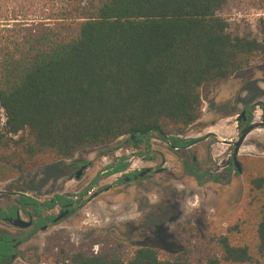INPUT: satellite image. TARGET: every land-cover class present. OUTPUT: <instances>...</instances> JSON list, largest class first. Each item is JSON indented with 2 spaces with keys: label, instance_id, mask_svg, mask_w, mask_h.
<instances>
[{
  "label": "trees",
  "instance_id": "1",
  "mask_svg": "<svg viewBox=\"0 0 264 264\" xmlns=\"http://www.w3.org/2000/svg\"><path fill=\"white\" fill-rule=\"evenodd\" d=\"M228 2L62 0L58 7L42 3L33 9L30 0H3L0 183L15 178V167L32 171L73 160L80 151L121 138L132 148H149L152 135L172 149L189 147L192 142L178 136L202 118V88L264 61V40L229 32L222 17ZM127 168L118 162L108 174ZM241 168L253 207L252 239H245L237 226L211 236L205 240L211 249L200 264H261L264 259V160L246 159ZM185 170L200 187L220 182L207 171L200 173L196 163L186 164ZM72 203L63 196L41 203L19 195L13 206L0 211L3 221L18 212H31L36 219L25 235L0 233V264H14L18 248L53 224L47 213ZM178 231L183 249L169 259L146 247L125 256L113 242L95 253L91 248L99 242H93L69 249L47 243L41 261L197 264L199 235L185 225Z\"/></svg>",
  "mask_w": 264,
  "mask_h": 264
},
{
  "label": "rangeland",
  "instance_id": "2",
  "mask_svg": "<svg viewBox=\"0 0 264 264\" xmlns=\"http://www.w3.org/2000/svg\"><path fill=\"white\" fill-rule=\"evenodd\" d=\"M30 1L34 9L42 3L58 7L62 0ZM261 11L264 0H229L222 17L229 32L264 40V22L257 21L252 28L244 21H234L239 13L256 15ZM201 95L202 118L178 136L192 142L183 150L172 149L156 135L150 137L149 148H132L121 138L106 147L80 151L73 160L32 171L15 167V178L0 183V211L13 206L19 195L41 203L63 196L74 201L76 208L21 245L14 264L38 263L47 243L69 249L88 248L99 242L92 246L93 252L106 249V244H119L125 256L146 247L158 250L162 259H169L183 249L184 238L178 231L183 225L199 235L195 242L197 264L211 249L205 242L211 236L224 235L237 226L250 241L255 221L241 165L246 159L264 160V129L251 132L244 140L236 158L240 173L232 162V147L220 140L237 141L244 127L237 122L242 111L246 110L255 123L264 117V61L258 59L249 69L204 86ZM118 162L127 163L126 171L109 175V167ZM192 163L198 165L200 173L218 176L220 182L198 186L185 170V165ZM81 166L84 171L76 180L75 173ZM147 169L149 173L138 177ZM47 214L56 217L58 209ZM19 217L25 221L35 219L31 212H19ZM30 229L21 230L0 220V233L22 236ZM232 235L242 242L240 235Z\"/></svg>",
  "mask_w": 264,
  "mask_h": 264
},
{
  "label": "water",
  "instance_id": "3",
  "mask_svg": "<svg viewBox=\"0 0 264 264\" xmlns=\"http://www.w3.org/2000/svg\"><path fill=\"white\" fill-rule=\"evenodd\" d=\"M241 120L243 122H245V113L244 112H242L241 115H240V118L237 119V121H241ZM257 129H264V119L261 122H257V123L251 122L247 126H245L241 130V132L239 133L238 139L235 142H226V141L220 140L221 142H224V143H227V144L233 146L232 162L234 163L238 173H240V168H239V165H238V162H237L236 158L238 156L239 150H240L244 140L246 139V137L251 132H253V131L257 130ZM83 170H84V167H81L79 169V171L75 174V179L76 180H78L81 177V174H82ZM149 172H150V169H147V170L141 172L138 175V177H142V176H144L145 174H147ZM68 214H69L68 211L61 212L58 216H56L53 219V221H52L53 224H56V223L62 221L63 219H65L68 216ZM6 221L10 225H12L13 227L21 229V230H27V229L32 227V221L31 220H28V221L22 220L18 215L15 218H10V219H7ZM45 229H46V227H43L41 229V231H44Z\"/></svg>",
  "mask_w": 264,
  "mask_h": 264
},
{
  "label": "built area",
  "instance_id": "4",
  "mask_svg": "<svg viewBox=\"0 0 264 264\" xmlns=\"http://www.w3.org/2000/svg\"><path fill=\"white\" fill-rule=\"evenodd\" d=\"M236 18L237 19H234V21L236 23H240V22H243L244 21L245 23H247L248 25H250L252 28H254L255 22H257V21L264 22V11L258 12V13H256V15H246V13H243V14L239 13L236 16ZM0 120H1V123H2L3 122V117H2V114L1 113H0ZM36 264H45V263L40 260Z\"/></svg>",
  "mask_w": 264,
  "mask_h": 264
},
{
  "label": "flooded vegetation",
  "instance_id": "5",
  "mask_svg": "<svg viewBox=\"0 0 264 264\" xmlns=\"http://www.w3.org/2000/svg\"><path fill=\"white\" fill-rule=\"evenodd\" d=\"M242 112L245 113V122H243L242 120H241V121H237V122H238V124L244 125V127H245V126H247L249 123H251L252 121H249L248 117H249L250 114L247 113L246 110H244V111H242ZM238 118H240V116L237 117V119H238ZM263 119H264V117L262 118V120H263ZM262 120H261V121H262ZM244 127H243V128H244ZM243 128H242V129H243ZM240 132H241V131H240ZM229 146L232 147V149H233V146H232V145H229ZM81 167H84V166H81ZM81 167H80V168H81ZM80 168H79V169H80ZM78 171H79V170H78ZM78 171H77V172H78ZM83 171H84V170H83ZM77 172H76V173H77ZM76 173H75V174H76ZM75 208H76V207H75V202L73 201L72 204H67V205H65L64 207H57L56 209H58V215H59L61 212H63V211H68V212H69L68 216H69L70 214H72V210L75 209ZM17 215L19 216V212L16 214V216H17ZM58 215H57V216H58ZM16 216H15V217H16ZM68 216H67V217H68ZM54 218H55V217H54ZM29 220L32 221V227H33V225H34L36 219H32V217H29ZM32 227H31V228H32ZM41 229H42V228H41Z\"/></svg>",
  "mask_w": 264,
  "mask_h": 264
}]
</instances>
